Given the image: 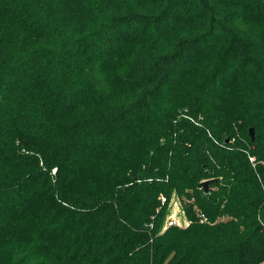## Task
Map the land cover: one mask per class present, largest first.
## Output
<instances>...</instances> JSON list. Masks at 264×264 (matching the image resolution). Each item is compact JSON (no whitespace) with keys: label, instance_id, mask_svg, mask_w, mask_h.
Wrapping results in <instances>:
<instances>
[{"label":"trees","instance_id":"obj_1","mask_svg":"<svg viewBox=\"0 0 264 264\" xmlns=\"http://www.w3.org/2000/svg\"><path fill=\"white\" fill-rule=\"evenodd\" d=\"M0 264H264V0H0Z\"/></svg>","mask_w":264,"mask_h":264},{"label":"built area","instance_id":"obj_2","mask_svg":"<svg viewBox=\"0 0 264 264\" xmlns=\"http://www.w3.org/2000/svg\"><path fill=\"white\" fill-rule=\"evenodd\" d=\"M160 198H161V200H162L163 203H166L167 202V197L165 195H161ZM172 207L173 206L171 205V201H170V211H171V208ZM182 214H183L182 215L183 216L182 217L183 220H180L181 222L178 220L177 216H173V214L170 215V216H168V219L166 221L165 228H167L169 226H172V225H178V226H187V225H189L191 223V220H189L186 217L184 210H183V213ZM199 215L201 216V218H202L203 221H206L207 220V217L205 216L204 213H200Z\"/></svg>","mask_w":264,"mask_h":264},{"label":"rangeland","instance_id":"obj_3","mask_svg":"<svg viewBox=\"0 0 264 264\" xmlns=\"http://www.w3.org/2000/svg\"><path fill=\"white\" fill-rule=\"evenodd\" d=\"M249 128H251V127H248V131H247V133L249 134ZM238 135H236V137H237ZM245 136V138H247L246 137V134L244 135ZM228 140L230 139L229 137L227 138ZM233 140H235V137H233ZM255 160V158H251V161L253 162ZM171 200V205L173 206L172 208H171V211H170V213H169V215L168 216H170V215H172L173 214V216H177V218H178V220L180 221V220H183V207H182V203H181V200H180V197H178V195L177 194H173V196H172V198L170 199ZM178 213V214H177ZM181 222V221H180Z\"/></svg>","mask_w":264,"mask_h":264},{"label":"water","instance_id":"obj_4","mask_svg":"<svg viewBox=\"0 0 264 264\" xmlns=\"http://www.w3.org/2000/svg\"><path fill=\"white\" fill-rule=\"evenodd\" d=\"M249 131H250V135H251L252 140H255L256 139L255 128L251 127ZM213 181H214V179H208V180H205L201 183V185H202V187L206 193H208L210 191V187H211V184L213 183Z\"/></svg>","mask_w":264,"mask_h":264}]
</instances>
